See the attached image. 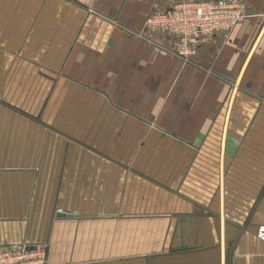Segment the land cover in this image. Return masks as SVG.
Returning <instances> with one entry per match:
<instances>
[{
	"label": "crops",
	"instance_id": "crops-1",
	"mask_svg": "<svg viewBox=\"0 0 264 264\" xmlns=\"http://www.w3.org/2000/svg\"><path fill=\"white\" fill-rule=\"evenodd\" d=\"M177 1L0 0V248L264 264V0L191 64L145 31Z\"/></svg>",
	"mask_w": 264,
	"mask_h": 264
},
{
	"label": "built area",
	"instance_id": "built-area-1",
	"mask_svg": "<svg viewBox=\"0 0 264 264\" xmlns=\"http://www.w3.org/2000/svg\"><path fill=\"white\" fill-rule=\"evenodd\" d=\"M247 17L243 0H181L152 12L145 28L170 37L175 56L191 64L199 45L215 35L231 33ZM258 238L264 242V226ZM0 264H49L47 246L23 243L0 248Z\"/></svg>",
	"mask_w": 264,
	"mask_h": 264
},
{
	"label": "rangeland",
	"instance_id": "rangeland-1",
	"mask_svg": "<svg viewBox=\"0 0 264 264\" xmlns=\"http://www.w3.org/2000/svg\"><path fill=\"white\" fill-rule=\"evenodd\" d=\"M175 1H177V0H175ZM179 1H181V0H179ZM174 3H176V2H174ZM173 4L171 6H173ZM145 31L150 32L147 29ZM141 34H144L143 31L139 34V36H141ZM172 46H173V41H172ZM147 136L148 135H146L140 141L139 145L137 146L139 148L137 151H131V152L128 153L129 154V159H134V160L141 159V160H145V161H155V160L167 159L169 157V153L168 152L160 151L158 148L156 149V148H153V147L147 145V140H148ZM149 170H150V168H145L144 176L146 177V179H149V176H148L149 175V173H148Z\"/></svg>",
	"mask_w": 264,
	"mask_h": 264
},
{
	"label": "water",
	"instance_id": "water-1",
	"mask_svg": "<svg viewBox=\"0 0 264 264\" xmlns=\"http://www.w3.org/2000/svg\"><path fill=\"white\" fill-rule=\"evenodd\" d=\"M60 216H65V215H60Z\"/></svg>",
	"mask_w": 264,
	"mask_h": 264
}]
</instances>
